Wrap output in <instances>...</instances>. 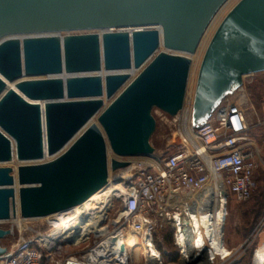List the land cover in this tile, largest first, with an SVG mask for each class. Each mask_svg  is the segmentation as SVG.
<instances>
[{"label": "water", "instance_id": "water-1", "mask_svg": "<svg viewBox=\"0 0 264 264\" xmlns=\"http://www.w3.org/2000/svg\"><path fill=\"white\" fill-rule=\"evenodd\" d=\"M227 1L0 0V221L85 202L129 165L110 151L153 155V109L184 108L190 55ZM263 71L264 0H240L204 53L192 127Z\"/></svg>", "mask_w": 264, "mask_h": 264}, {"label": "built area", "instance_id": "built-area-1", "mask_svg": "<svg viewBox=\"0 0 264 264\" xmlns=\"http://www.w3.org/2000/svg\"><path fill=\"white\" fill-rule=\"evenodd\" d=\"M234 94L227 95L205 122L192 127L194 136L183 138L173 154L154 164L133 165L124 178L120 177L124 168L109 172L107 184L93 201L81 203L80 210L77 205L38 218L18 214L22 223L36 225L29 226L27 233L18 230L10 245L3 243L7 251L0 255V264H137L135 251L126 247L134 236L145 248L146 264H163L155 239L157 226L164 213L179 203V193L219 181L226 202L228 194L245 202L257 188L259 153L247 134L248 124L240 120L246 102ZM63 215L69 225L58 227L55 219ZM3 223L12 230L8 237L14 235L18 224L13 217ZM174 238L181 252L177 231ZM154 249L158 255L150 259L148 253Z\"/></svg>", "mask_w": 264, "mask_h": 264}, {"label": "rangeland", "instance_id": "rangeland-1", "mask_svg": "<svg viewBox=\"0 0 264 264\" xmlns=\"http://www.w3.org/2000/svg\"><path fill=\"white\" fill-rule=\"evenodd\" d=\"M239 1L240 0H228L223 5V11L218 13L220 15H217L215 19L218 25L217 23L215 24V30L213 29L214 31H212L211 38L223 18ZM135 73L137 74L138 71ZM198 73L196 79H193V81L188 84L184 108L177 115L172 116L157 107L153 109V116L156 119V129L151 137V144L155 149L153 155L119 157L110 151L108 153L109 159L117 158L127 160L129 161L128 167L130 165H138L140 162L154 164L163 157L177 151L179 146L183 143V138H187V132L193 137L194 133L192 132L191 124L192 103ZM234 93V96L241 95V100L246 102L242 107L243 110L241 111L240 120L248 124L247 134L254 140L259 153L260 164L256 173L258 185L253 196L248 201L240 202L234 199L230 194L227 196L226 217L223 225V240L230 254L228 256L217 255L210 263H206V261L203 263L202 259L188 263L175 244L174 235L176 228L170 219L171 216L175 212H183L185 210L184 208L187 207L184 206L185 204H188L189 207H196L200 195L209 187L214 186V182H212L202 190L193 192L183 191L179 193V203L172 209H169V214L164 213V216L159 220L155 239L157 241V247L161 251L163 264H254L256 251L264 241V124L262 123L264 119V71L245 76L242 87ZM187 109L189 110L188 112ZM95 121L98 123L97 119ZM11 165L16 166L14 164ZM122 171L123 169L121 172ZM110 172L114 171L110 168ZM64 217L65 215L55 220H63ZM13 219L15 220V218ZM8 225L9 223L0 224L2 227ZM22 225V227L15 225L14 235L3 239L2 243L10 245L11 242L15 241L18 237V230L22 232L26 230L25 233H27L30 231L29 226L33 227V225L36 224L34 222H23ZM134 258L136 260V254Z\"/></svg>", "mask_w": 264, "mask_h": 264}, {"label": "bare ground", "instance_id": "bare-ground-1", "mask_svg": "<svg viewBox=\"0 0 264 264\" xmlns=\"http://www.w3.org/2000/svg\"><path fill=\"white\" fill-rule=\"evenodd\" d=\"M222 11L223 8H221L218 13H221ZM218 13L217 15H220ZM217 15L206 30L198 50H196L197 52L190 55L192 66L188 84H190L193 79H196L204 51L211 39L212 31L215 30V24L217 23L215 19ZM135 72L137 71H132V74H136ZM95 120L96 118L92 119L91 122H94ZM187 134L186 137L188 139L190 137L192 138V135L189 132H187ZM17 163L18 161L15 159L11 164L17 165ZM132 167L133 165H130L128 168L125 167L120 173V177L124 178L129 175ZM221 192H223V187L219 181H216L213 187H209L202 195H200L196 207H189L188 204H185L184 206L187 207L184 208L185 210L183 212H175L170 218L177 231V243L182 249V256L188 263L201 259L203 260V263L205 261L206 263H210L212 262V259L217 257V255L228 256L230 254V251L225 247L223 240V225L226 217V199L220 196ZM97 195L98 192L93 194L88 200L93 201ZM82 204L78 205V210L83 207ZM13 218H15V222L19 227L23 226L21 220L17 217ZM67 218V215H65L63 220H56L55 223H57L58 227H66L69 225ZM140 243L142 242H140L139 238L134 236L129 240V247H126L132 248L135 251L137 264H146L144 257H142V255L145 256L146 251ZM154 255H158L156 249H154L153 253H148L150 259H152V256ZM254 264H264V241L256 251Z\"/></svg>", "mask_w": 264, "mask_h": 264}, {"label": "trees", "instance_id": "trees-1", "mask_svg": "<svg viewBox=\"0 0 264 264\" xmlns=\"http://www.w3.org/2000/svg\"><path fill=\"white\" fill-rule=\"evenodd\" d=\"M256 180H257V175H256ZM257 184H258V181H257Z\"/></svg>", "mask_w": 264, "mask_h": 264}]
</instances>
